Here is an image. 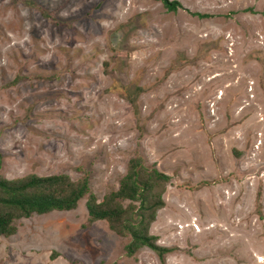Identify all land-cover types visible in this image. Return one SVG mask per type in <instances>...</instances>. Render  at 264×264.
I'll return each mask as SVG.
<instances>
[{
    "label": "rangeland",
    "instance_id": "374dc122",
    "mask_svg": "<svg viewBox=\"0 0 264 264\" xmlns=\"http://www.w3.org/2000/svg\"><path fill=\"white\" fill-rule=\"evenodd\" d=\"M176 1L0 0V176L87 187L13 219L0 264H264V0ZM129 159L168 175L162 258L88 219Z\"/></svg>",
    "mask_w": 264,
    "mask_h": 264
},
{
    "label": "trees",
    "instance_id": "16d2710c",
    "mask_svg": "<svg viewBox=\"0 0 264 264\" xmlns=\"http://www.w3.org/2000/svg\"><path fill=\"white\" fill-rule=\"evenodd\" d=\"M166 10L174 12L181 7L176 0H159ZM198 17L204 14L192 13ZM168 175L155 169L145 171L136 159H129L126 173L121 177L115 191H110L100 202L94 195L88 197L84 206L90 221L105 219L108 226L117 234L127 233L130 240L125 245L126 253L131 256L140 247H147L160 258L168 248L155 244V237L147 234L148 225L154 219L156 209L164 202L160 185ZM87 191L86 182H72L66 175L47 176L26 175L22 178L5 179L0 176V235L14 233L12 220L28 217L31 213L42 214L50 209L69 210ZM118 199L138 201L130 214L123 209ZM134 216V217H132ZM169 252V251H168Z\"/></svg>",
    "mask_w": 264,
    "mask_h": 264
}]
</instances>
